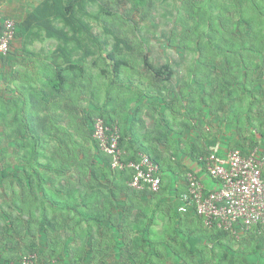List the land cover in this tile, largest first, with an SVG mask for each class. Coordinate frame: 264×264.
Segmentation results:
<instances>
[{
	"label": "crops",
	"instance_id": "crops-1",
	"mask_svg": "<svg viewBox=\"0 0 264 264\" xmlns=\"http://www.w3.org/2000/svg\"><path fill=\"white\" fill-rule=\"evenodd\" d=\"M11 1L15 3H11ZM0 3L1 7H7L2 11L17 19V35L12 41L11 52L9 51L10 53L6 57H0V101L3 102V108L0 107V109L2 115L9 116L12 106L16 105L18 101L27 102L29 98L33 102L35 100L36 103H39L34 108V115L42 118L49 114L57 122V126L51 124L52 129L65 128L76 139L75 122L68 121V124L64 125L58 119L60 117L68 120L73 118L71 115H65V104L68 105L67 109L72 110L73 106L71 105L82 100L87 88L94 82L91 83L89 77H83L75 86L67 82L62 90L54 91L44 85L46 82L50 83V79H45L46 74L55 79L58 71H69L71 64L80 65V62L76 61L80 59L78 52L72 44H70L71 47H68V41L63 42L64 40L61 44L55 42V46L53 43L45 46L41 44L44 41L47 42L50 36L56 39L61 34L62 38L67 40L69 37H65L66 32L65 34L55 31H53L54 33L45 32L42 27L39 29L35 25H26L24 21L29 16L27 15L21 20L23 13L20 10L25 11L26 4L30 5L29 0H7L6 2L0 1ZM71 42L73 41L71 40ZM83 63L87 65V62ZM68 71L65 72L66 77L70 76ZM156 81L167 82L158 79ZM169 81L172 82L170 90L173 88L170 92H165L166 84L152 82L151 85L145 86L140 82L121 83L118 85L119 90L122 91L119 97L113 94L114 97L107 99L106 93L102 103L92 106L95 107L94 110L88 109L89 111L96 110L107 119L116 120L121 128V150L125 156L130 158L136 153L138 156L144 154L151 157L159 164L157 165L160 169L161 179V187L155 199L149 194H144L145 190H130L124 186L118 188L114 183L122 184L120 178L115 177L111 181H107V177L100 178L99 189L95 192L98 193L99 202L105 201V205L98 204L97 210H93V212H97L102 217V221L91 223L90 228L110 231V236L105 239L110 241L113 237L112 240L115 241L113 246L115 253L110 256L114 261L113 264L126 263L133 259V256L125 251L126 249L124 250L126 243L120 233L124 228L122 225L125 214L129 216L127 221L129 228H126L130 230V234L135 233L130 228L133 221L144 220L146 222L145 230L155 227L158 222H166V225L163 224L162 235L155 234L154 229H151L156 236H161L163 239V243L157 245V249L163 251L162 255H156L150 251L144 255L143 263L161 257V264L163 262L165 264H264V238L256 232L242 233L238 242L229 236V238L215 239L210 242L209 238L200 232V228L205 230L202 225L203 221L192 214L185 215L179 211L182 206V197L187 193V173L196 175L207 190L218 187L217 181L208 176L203 160L212 147L217 146L220 154H226L234 149H242L244 153L256 149L259 158L264 159V129L260 131L262 134L258 133L249 124H239L236 118L230 117L229 104L232 105L234 100L228 95L230 87H227L222 93L211 88L213 94L209 93V95L203 92L204 87L196 86L197 89L193 90L194 94H189L186 93L189 86L182 88L185 84L184 81L179 80L181 85L175 84L172 80ZM175 85L179 86L175 87ZM198 88L201 92L198 91ZM185 89L187 90L185 91ZM44 91L48 92L47 94L50 96L46 97ZM210 100L216 105H211ZM44 101H49L48 108L53 106L54 109H47L44 112L42 109ZM26 110L29 108L24 104L23 110H19L20 116H23ZM72 112L78 118H85L84 122L88 126L85 111L74 109ZM262 176L264 178V165ZM80 177L73 170L67 180L57 179L55 182H58L59 187L68 186L66 188L68 192H63V189L58 187L54 188L53 198L68 199L72 196L79 198L80 195L83 197L90 195L91 191H94L89 188L91 185L90 175L87 174L83 179ZM83 183H88V187L86 188ZM23 191L27 193L25 188ZM32 193L36 194L34 191ZM108 199L112 201V204L108 202ZM139 205L142 206V210L138 209ZM82 208L89 212L92 210L86 206ZM172 213H178L180 219L176 216L173 217ZM156 217L157 221H153ZM4 225L13 228L9 222L0 226ZM85 227L86 224L83 223L82 228ZM178 229L181 230V233L178 232ZM111 230L117 232L114 234ZM174 232H176L175 239L171 238ZM57 233L52 234L51 238L44 239L45 249L48 247L54 249L53 236ZM5 235H0V264H17L21 255L7 258L6 254L8 253H2L9 251L6 243L12 242V236H18L16 239L18 242L21 236L14 232ZM190 236L197 237L196 249L193 251H189ZM87 237L88 242H91L93 238L90 235ZM22 241L25 242V239L22 238ZM77 241L80 245L81 242ZM68 242L78 245L76 239L70 235ZM19 246L23 247L21 244ZM25 246L26 244L24 248ZM153 246L155 245L153 244ZM159 250L157 251L160 252ZM221 251L228 254L226 260L219 259ZM47 259L58 264L56 259Z\"/></svg>",
	"mask_w": 264,
	"mask_h": 264
},
{
	"label": "trees",
	"instance_id": "trees-1",
	"mask_svg": "<svg viewBox=\"0 0 264 264\" xmlns=\"http://www.w3.org/2000/svg\"><path fill=\"white\" fill-rule=\"evenodd\" d=\"M81 1L82 0H69L67 1L66 5H63L59 2V0H43L41 4H39V6L30 13L29 17L26 18L24 23H26V25L36 26L38 22H40L41 25H46V20L48 22L53 20L56 22H63L64 25L70 24L72 29L69 32H72V35L63 29V25L60 29H54V31L58 33L62 32L64 34L66 32L65 37H69L68 41L70 39V41L73 40V42L77 45L81 44V40H83L81 28L86 29V32L90 34L89 37L95 41L94 37L97 36L93 35V33L89 30V27L83 23L81 18H76L73 16V9L75 7H79L80 10L83 11V8L80 4ZM92 1L94 2L95 0ZM252 1L253 8L251 9L255 11L257 15L261 16L262 19H264L263 7L255 2V0ZM135 3L137 5H141L143 2L142 0H135ZM187 5V15L185 19H191L192 26H187L190 32V44L188 47H186V50L189 52H196L198 56L197 61L188 68L186 74L188 75L190 73L191 68H194L191 70L192 73H196V75L202 74V76L212 75L210 71L213 72V70H218L221 73L224 72L220 81L209 83L210 88L222 93L227 87H230L228 89V95L234 99L232 101V105L228 103L231 109L230 117L232 119L236 118L239 124H249L252 129H255L256 132L261 133L260 131L264 129V120L259 119L263 118L264 115V64L262 62V66H260L254 62L255 58L261 59L263 57L264 60V32H262L263 34L259 33V31L256 29V23H258L259 16H256L254 13L252 16L249 15V17H246L247 14H245V9L241 1L237 8L240 9V14H243L242 25L244 26V31L242 34L231 31L235 37L228 38L232 35V33L230 32L228 35L225 34L227 31L226 25H229L230 23L227 15H222L225 10H221L220 8L218 9V15H222V18L224 19H215L214 16L218 5L216 0H189ZM85 15H90L94 20L96 19L98 21L102 16H118L117 13L113 14V12L105 10V8H103L100 12H97V14L86 13ZM232 39L238 40V44L235 45ZM215 56H221V58L224 59L223 64L226 66L224 70L221 71L217 66H214V63H210V60ZM79 58L80 59L76 61L80 62V65L71 64V69L69 71L67 70L70 72V76L66 77L65 72L67 71L61 70L58 71L59 73L55 79L50 78V76L46 74L45 79H50V83L46 82V85L44 86L50 87L48 89H52L53 91L57 89L62 90L67 82H70L73 86H75V84L83 77H89L91 83H93L94 78L92 75H89L83 63L84 61L86 62V59H84L83 56ZM104 59L112 62V72L114 78H117L120 75L123 68H129L128 62L126 60L116 58L115 55L107 54ZM232 60H235L237 64H232ZM143 64L146 69L152 73L153 79L169 81L173 74L172 70L167 65H162L160 67L152 66L149 63L146 55L143 56ZM258 71L259 73L256 74ZM192 76L193 79H195V74ZM199 81L192 84H195V86L203 85V83H201V81L199 83ZM121 83L123 84L125 82L120 80V82L114 85L118 90L117 94L116 92L114 93L116 97H119L120 93L122 92L121 89L119 90L118 88V85ZM183 87L186 88L187 84H183L182 88ZM261 88L263 91H261ZM47 93L48 92L44 91L46 97H49L50 95ZM112 96L114 97L113 94L107 96V99H111ZM48 107L49 101H44L42 103V109L44 112L48 109ZM34 108L35 105L32 104V108L30 109L29 113L24 114L21 117L20 122L18 121V128L13 132V135L18 140L16 147L18 148L19 153L16 155H18L17 161L20 164V171L13 174L15 177L19 178V182L25 186L23 188H25L27 191V193L23 194L22 200H20L17 209L19 212H24L27 215V219L21 223L24 224V226H16L18 223H15V221L12 220L7 221L11 223L13 228H8L5 225L0 226V235L6 236L5 234H13V232L16 235H20L21 231L25 232V229L30 230L35 224L37 226L38 233H43L46 238H51L52 234L59 232V229L64 226L67 228L69 235L75 238L76 241L79 240L83 244V241L86 238L87 243L88 237L86 236H91L92 234V229L90 228L91 223H98L102 221V217H100L97 212H93V210H97L96 207L98 204L105 205V201L99 202L98 193L95 192V190L99 189V179L102 177H107L106 180L111 181L115 177L120 178L123 185L119 183L114 184L118 186V188H120V186H124L131 190L132 188L129 187V182L133 176L131 169L125 168L119 170L111 167L110 155L106 154L102 149H100L98 141L93 138V124L96 119L100 118L105 122L111 123V125H116L120 132V149H122L121 128L116 120H110L109 118H105L103 114H98L97 118L93 119L91 122L88 121V124L90 125L88 126V131L86 133V144H83L79 140L75 139V137H73L72 134L65 128L52 129L51 124L54 123L53 117H51L49 114H46L50 117H46L44 115L42 118H39L32 112L34 111ZM51 143H55L54 151H59V154L60 152L70 153L72 150L74 151V149H78L79 151L77 152H80V158L81 156H84V154L87 155V162L80 160V162L74 164V167L76 173L81 176V179H83V177L87 174L90 175L91 185L88 183H83L86 188L89 185V188L94 190L91 191L90 195L87 197L80 195L79 198L72 196V198L68 197V199L53 198L54 188L57 189L58 187L59 189H63V192H68L66 189L68 186L65 187V185H63L62 187H59L58 182L55 181L61 178H65V180H67V178L71 176L73 172H70L71 165L69 161L74 158L67 156V158L64 159L60 154L61 160L49 159L52 157H47L48 155H46L45 151L50 149ZM85 146H88V153H86L84 150ZM240 150L243 152L242 149ZM248 153L249 151L245 152V154ZM42 158L45 161L41 162L40 160ZM149 158L158 164L151 157ZM74 161L78 160L74 159ZM138 161L139 156L136 153L130 158L125 156L126 164L129 162ZM144 190V194H149L155 199L157 198L156 194L159 193L158 192L154 194L149 192L147 189ZM33 191L36 193L35 195L32 193ZM108 202L112 204L110 199H108ZM84 206L88 207V209L90 207L92 209V213L89 211L85 212V210L82 208ZM138 209L142 210V206L139 205ZM35 213H37V215H35ZM66 214L67 217H65ZM172 214L173 217L176 216L178 219H180L178 213ZM188 214L194 215L192 211H189L185 215ZM194 216L197 217L196 215ZM128 219L129 216L125 214L123 216L124 223L122 225L124 228L122 231H120V233L122 234V237L126 243V248H124V250L126 249L125 251L129 252L133 256V259L131 261H127L128 263L119 262L118 264H161V257L156 258L153 261L151 260L148 263H143V258L146 253L153 249V247L158 248L157 245L163 243L162 237L156 236L150 228L145 230L146 222H144V220L133 221V225L130 228L133 230V232H135V234L133 237L127 236V234H130V230L127 229L129 228L127 225ZM153 221H157V217L153 219ZM83 223L86 224L84 229L82 228ZM204 228L205 230L200 228V232H202L203 236L205 235L208 237L210 242L214 241L215 239L221 240L222 238L228 236L231 237V235L225 231L215 228L207 229L205 226ZM111 232L115 234L113 230H111ZM178 232L181 233V230L178 229ZM175 235L176 232L171 235V238L175 239ZM112 238L109 242V245L113 247L115 241L114 239L112 240ZM50 243L52 244V240ZM188 243L190 245L189 251L195 250L197 237L190 236ZM153 244L155 246H153ZM28 247L30 250L34 251V249L36 250L38 247V244L36 245L35 241L30 240ZM157 250L158 249H153L152 252L161 256L163 251L158 252ZM227 255L228 254H226V252L221 251L219 253V259L226 260L225 258H227ZM21 257L22 256H20V258ZM79 261L80 260L77 258V256H74L72 259L73 264H78Z\"/></svg>",
	"mask_w": 264,
	"mask_h": 264
},
{
	"label": "rangeland",
	"instance_id": "rangeland-1",
	"mask_svg": "<svg viewBox=\"0 0 264 264\" xmlns=\"http://www.w3.org/2000/svg\"><path fill=\"white\" fill-rule=\"evenodd\" d=\"M0 1L6 2L7 0ZM41 1L43 0H29L30 5L26 4L25 11L20 10L23 13V15H21V20L27 15L29 16L30 12L41 4ZM67 1L69 0H59V2L63 5H66ZM188 1L189 0H142L143 3L141 5H137L135 0H95L94 2L92 0H82L80 4L83 11L80 10L79 7H75L73 9V16L81 18L83 23L89 27V30L93 33V35L97 36L94 37L95 41L89 37L90 34L86 32V29L81 28L83 40H81V44L79 45L68 41L66 38L63 39L61 34L56 39L50 36L49 40L47 39V42L44 41L41 43L44 46L47 44L51 45L53 43L55 46L56 43L61 44L63 40V42L68 41L69 44H67V46L71 47L70 44H72L78 52V57L83 56L84 59H86L87 65L86 63L84 64L86 67L85 69H87L89 75H92L94 78V83L87 88L86 94L82 100L74 102L73 105H71L73 106L72 110L75 109L85 111L86 117L89 116L86 118L87 121L91 122L93 119L98 117L99 113L96 112V110H89H94L95 107L92 106H97L99 103H102L104 101L103 97L106 93L107 96H109L118 91L117 87L114 85L120 82V80L125 83L140 82L145 86L148 84L151 85L152 82L166 84L167 88L165 89V92H170L173 89L172 88L170 90V83L172 82L167 81L163 83L154 80L152 78V73L149 72L143 64L144 55L147 56L149 63L154 67H160L162 65L169 66L173 73L170 80L174 81L175 84L181 85L182 83H180L179 80L184 82L188 80L185 84H187V88L188 86L190 88H188V91L185 89L186 93H193V90L197 89V87L192 83H197V81L200 80L203 85L198 86H202V88L204 87L203 92L213 94L209 83L220 81L224 72L221 73L218 70H213L214 74L210 71L212 75L202 76V74L196 75V73H192L191 70L194 68H191L190 73L188 75L186 74L188 68L191 67L192 64H195L194 62L197 61L198 56L196 52H189L186 50V47L190 44V32L188 27L192 26V20L185 19L187 15ZM239 1H242L245 14L248 15H246V17H249V15L252 16V14L255 13V11L251 9L253 8L252 0H216L218 5L214 13L215 19H221L224 15H227L230 22L229 25H226V30L228 31L227 32L225 30L226 35H228L231 31H235L238 34H242L244 31V26L242 25L243 14H240V9L237 8L240 3ZM255 2L261 5L264 9V0H255ZM11 3L15 2L11 1ZM3 8L7 7H1L0 3V27L2 28L3 22L6 19L13 20L15 23L17 21L16 18L10 17L5 11H2ZM103 8L113 12V14L117 13L118 16H102L98 21L96 19L94 20L90 15H85L86 13L97 14V12H100ZM219 8L221 10H225L222 14L223 16L218 15ZM8 9L10 8L8 7ZM256 16L259 15L256 14ZM45 24L46 25H41V23L38 22L36 26L39 29L40 27L44 28L45 32L47 31L52 33L54 29H60L63 25V29L72 35V32H69L72 29L70 24L64 25L63 22H56L55 20L51 22L46 20ZM256 29L259 33L264 32V19H262L261 16L258 17ZM234 37L235 36L232 33V35L228 38ZM232 40L235 45L238 44V40ZM107 54H112L115 55L116 58L126 60L129 68H123L120 75L117 78H114L112 72V62L104 59ZM232 61V64L236 63L235 60ZM254 62L262 66V62L264 64L263 57L261 59L255 58ZM210 63H214V66H217L221 71L226 67L225 64H223L224 59L221 58V56H215L210 60ZM257 73H259V71L256 72V74ZM193 74H195V79H193ZM179 85H175V87ZM199 90L200 89L198 88V91ZM261 91H263L262 88ZM72 97L77 99V97ZM211 100L210 104L214 105L215 103ZM24 104L29 108V110H26L24 114L29 113L32 108V104L35 106L37 105L35 100L33 102L28 98L27 102L22 103L18 101L16 105L12 106L9 111V116L6 115V117H4L2 112H0V225L12 220L15 221V223H18L16 226H24V224L21 223L27 219V215L24 212H19L17 209L20 200H22V194L26 193L23 191V187L25 186L21 184L19 182V178L15 177L13 174L20 171V164L17 161L18 155H16L19 153V150L16 147L18 140L13 135V132L18 128L22 117L20 116L19 110H23ZM0 107L1 109L3 108L2 101H0ZM67 107L68 105L65 104V115H71L73 118L68 120L60 117L58 120H61L64 125H67L68 121L75 122L74 131L75 135H77L76 139L81 143L86 144V133L90 124L86 126V123L84 122L85 118H78L74 116L72 110L67 109ZM61 108L63 109L64 105L61 106ZM48 109H54V107L52 106ZM45 116L50 117L47 115ZM259 119L264 120V115L263 118ZM53 120V124L57 126L56 119ZM87 147L88 146H85L84 149L86 153H88ZM54 150V144L51 143L50 149L45 151L46 155H48L47 157H52L49 158L51 160H61L60 154L64 159L67 158V156H71L72 158L78 160L74 161V159H72L69 161L71 165V173L75 170V168H72L75 163L80 162V160L87 162V155L84 154V156H81L80 158V152H77L79 151L78 149H74V151L72 150L70 153L60 152V154L59 151L57 152ZM40 161L43 162L45 160L42 158ZM61 179L65 180V178ZM87 211L89 210H85V212ZM35 215H37V213H35ZM65 217H67V214ZM165 223L166 222H158L155 227H151V229H154L155 232L153 230L152 231L155 234L162 235L163 224ZM37 231V226L34 224L30 230L25 229V232L21 231L19 242L16 240L18 236H12V242L6 243L9 251L2 254L8 253L6 254L8 255L7 258H11L36 252L37 255L44 260H50L47 258L56 259L58 264H73L72 259L74 256H77L80 260L78 264H113L114 262L110 257L115 253L113 252L114 249L111 245H109L110 241L105 239L110 236V231L108 230L92 229L90 237L93 236V239L91 242H88L89 240H87L86 243L85 238L83 244L86 245H83L82 242L79 245L78 241H76L78 245H73L68 242L69 233L67 228L62 226L60 231L53 236L55 245L54 249H50V247L45 249L44 239L46 240L47 238L43 235V233H38ZM116 232L117 231H115V233ZM134 234H127V236L130 237L131 235V237H133ZM22 238L25 239V242L22 241ZM15 240L16 242H14ZM30 240L35 241L36 245L38 244V247L36 250L34 249V251L30 250L28 247ZM16 243L21 244L23 247L19 246V244L17 245ZM66 243L69 245L67 246ZM25 244L26 246L24 248ZM153 249L157 248L153 247ZM153 249L150 251L152 252ZM163 264L165 263L163 262Z\"/></svg>",
	"mask_w": 264,
	"mask_h": 264
},
{
	"label": "built area",
	"instance_id": "built-area-1",
	"mask_svg": "<svg viewBox=\"0 0 264 264\" xmlns=\"http://www.w3.org/2000/svg\"><path fill=\"white\" fill-rule=\"evenodd\" d=\"M16 32V23L4 20L0 31V56H7ZM93 138L98 141L100 149L110 155L112 168L132 170L130 188L147 189L154 194L159 192V166L144 154L139 155L138 162L126 164L125 154L119 147L120 132L116 125L96 119ZM204 164L208 176L217 181L218 187L207 190L196 175L187 173V193L182 197L179 211L183 214L192 211L207 229L225 231L237 242L242 233L249 231L264 238V159L259 158L257 150L245 154L240 149H234L220 154L218 147L214 146L204 158ZM17 264L56 263L31 253L22 256Z\"/></svg>",
	"mask_w": 264,
	"mask_h": 264
},
{
	"label": "clouds",
	"instance_id": "clouds-1",
	"mask_svg": "<svg viewBox=\"0 0 264 264\" xmlns=\"http://www.w3.org/2000/svg\"><path fill=\"white\" fill-rule=\"evenodd\" d=\"M1 29H2V27H1ZM1 29H0V31H1ZM17 33V32H16ZM15 37H16V35H15ZM15 39V38H14ZM11 47V46H10Z\"/></svg>",
	"mask_w": 264,
	"mask_h": 264
}]
</instances>
